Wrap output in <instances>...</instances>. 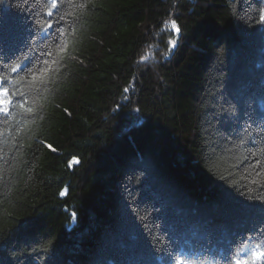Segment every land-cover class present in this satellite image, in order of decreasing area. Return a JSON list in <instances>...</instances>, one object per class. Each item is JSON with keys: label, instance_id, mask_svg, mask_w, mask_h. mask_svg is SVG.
Returning <instances> with one entry per match:
<instances>
[{"label": "trees", "instance_id": "1", "mask_svg": "<svg viewBox=\"0 0 264 264\" xmlns=\"http://www.w3.org/2000/svg\"><path fill=\"white\" fill-rule=\"evenodd\" d=\"M76 3L34 114H0V264H264V0ZM41 17L0 3V73L50 59Z\"/></svg>", "mask_w": 264, "mask_h": 264}, {"label": "snow or ice", "instance_id": "2", "mask_svg": "<svg viewBox=\"0 0 264 264\" xmlns=\"http://www.w3.org/2000/svg\"><path fill=\"white\" fill-rule=\"evenodd\" d=\"M3 0H0L2 3ZM37 3H42V10L44 13V17L39 19H35V24L44 34V39L49 41L47 47L50 49L45 53L47 57L50 59H44L41 61L39 66L36 67H27L24 68L23 71L25 73L24 76H16L9 77L10 73H17L18 70L22 68L21 62L16 61L11 65H5V68L8 70L4 73H0V114H3L5 117L12 115L10 109L18 108L23 110L24 114H34V107L29 106V100L26 98L31 93L36 92L39 93L42 90H47L48 83L51 82L53 78V74H55L62 62L65 59V53L68 50L69 43L67 42V36L71 35V25L69 29H62L58 22H63L67 17H74L75 11L77 9H82L86 5L85 3H76V0H36ZM90 2V0H88ZM65 5H68L72 10L65 11L63 14H59L60 9H62ZM54 14L58 15V21H54L51 19ZM261 20H264V14L261 15ZM74 22V20H73ZM55 26V31L53 28ZM172 27L178 32L179 28L176 26V22L172 21ZM24 59H28V57H24ZM147 57L142 56L141 60H145ZM21 81L27 82V91H21L18 88H14L13 91L9 92V88L4 86L7 83L18 84ZM129 91V89H125V92ZM19 96L20 98L13 102V96ZM34 104V102H33ZM51 148V145H48ZM54 150V149H53ZM259 151L264 152V149H260ZM253 156L256 155L255 152L252 153ZM257 164H260V161H256ZM3 180V175L0 174V181ZM61 195H64V192H61ZM260 245L257 244L252 249L253 256H264V252H259ZM239 264V262H238Z\"/></svg>", "mask_w": 264, "mask_h": 264}]
</instances>
